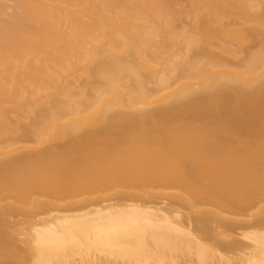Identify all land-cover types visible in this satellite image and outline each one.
<instances>
[{
	"label": "bare ground",
	"instance_id": "6f19581e",
	"mask_svg": "<svg viewBox=\"0 0 264 264\" xmlns=\"http://www.w3.org/2000/svg\"><path fill=\"white\" fill-rule=\"evenodd\" d=\"M12 1L0 264H264V0Z\"/></svg>",
	"mask_w": 264,
	"mask_h": 264
},
{
	"label": "rangeland",
	"instance_id": "374dc122",
	"mask_svg": "<svg viewBox=\"0 0 264 264\" xmlns=\"http://www.w3.org/2000/svg\"><path fill=\"white\" fill-rule=\"evenodd\" d=\"M178 3H179V5L181 6H184L185 5V2H184V0H178ZM5 4V5H4ZM184 4V5H183ZM3 7L5 8V10H3V11H5V12H3L4 14L2 15V16H4V17H0L1 19V21H2V19H3V21L4 20H8L9 18L11 19V16H13L12 14L14 13V12H16L15 10H17V9H15L14 7V3H13V1L11 0H7L6 2H3ZM14 6V7H13ZM3 7H1V9L3 8ZM3 8V9H4ZM15 9V10H14ZM6 14V15H5ZM8 15H10L9 17H8ZM1 16V15H0ZM254 40V39H253ZM256 40V39H255ZM254 40V41H255ZM253 42V41H252ZM256 42V41H255ZM258 43V42H257ZM251 45H252V43H251ZM254 45V44H253ZM256 45V44H255ZM254 45V46H255Z\"/></svg>",
	"mask_w": 264,
	"mask_h": 264
}]
</instances>
